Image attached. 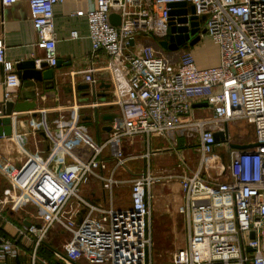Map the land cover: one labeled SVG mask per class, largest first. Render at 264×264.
Returning a JSON list of instances; mask_svg holds the SVG:
<instances>
[{"label":"built area","instance_id":"2783aa9c","mask_svg":"<svg viewBox=\"0 0 264 264\" xmlns=\"http://www.w3.org/2000/svg\"><path fill=\"white\" fill-rule=\"evenodd\" d=\"M19 1L1 0L4 7ZM26 1L37 45L46 55L35 59L36 68L42 69L44 63L56 67L54 10L65 0ZM181 2L194 7L200 37L219 47L218 66L201 69L188 49L169 52L158 45L170 36L171 4ZM112 14L121 17L119 26L111 22ZM74 15L87 18L92 43L85 80L92 86L110 82L109 104L121 110V119L112 120L114 129L106 141H96L76 122L66 127L61 117L56 135L45 130L53 144L47 158L38 134L32 133L35 151H28L19 168L0 170L10 184L0 198V222L9 212L27 206L35 207L41 221L17 228V238L0 235V264H14L25 255L29 264H48L39 253L52 245L54 230L70 237L62 250H54L63 264H154V188L167 178L180 183L184 202L178 213L187 232L186 246L175 251L170 264H264V0H93L91 8ZM71 38H78V32L73 31ZM6 50L5 34L0 32L4 105L16 101L23 86L18 62L8 60ZM197 100L208 103L212 114L197 116ZM84 107L97 110L99 103L84 105L75 99L62 109L78 114ZM231 124L253 125L252 143L259 145L232 149ZM71 132L81 143L75 149L69 145ZM217 132L225 134L222 141L216 140ZM143 135L170 136L175 144L178 136L196 139L197 169L190 175L183 163L182 174H156L147 153L140 156L146 162L143 171L122 180L119 170H127L139 158L125 154L123 141ZM221 145L228 150L225 164L216 155ZM214 158L219 168L209 166ZM92 180L105 191V204L92 203L83 195V187ZM126 183L131 184V203L117 207L118 189ZM78 207L86 210L80 224Z\"/></svg>","mask_w":264,"mask_h":264},{"label":"crops","instance_id":"0c3cea01","mask_svg":"<svg viewBox=\"0 0 264 264\" xmlns=\"http://www.w3.org/2000/svg\"><path fill=\"white\" fill-rule=\"evenodd\" d=\"M92 3L93 0H65L62 4L55 6L54 21L57 34V52L59 59L57 64L58 66H49V69H54L55 71L53 81H42L37 83L39 105L38 109H36V112H39L42 114V116L33 118L32 114L35 111H30V113H32L31 115L28 113L30 117V125L33 128V134H38L37 136L38 140L40 141V149H42L44 152L42 154L43 158H47L50 150L53 148L51 141L48 140V138L46 139L38 132V129H40L43 125L44 131L49 130L52 135H56L59 130L57 122L59 119H61V117H63L62 121L66 127L76 122V124L84 127V130L93 139L98 141L99 139L102 140L103 133H108L104 131L103 128H106L108 125H112V120L117 116L120 115L121 117L122 115L121 110L117 106L109 104L112 99V86L110 82L101 80L96 86H92L86 82L84 77V71L88 69L90 64L88 58L92 50V43L89 38V26L87 18L75 16L74 13L79 10H88L91 8ZM190 7L191 6H189V8ZM73 31L78 32V38H71V33ZM0 32L5 34V42L7 46L6 57L8 60L19 63L21 61L35 60L46 57L45 51L39 48L37 45L38 39L31 20L30 6L26 0H21L16 4L6 7L3 6L0 0ZM197 36L199 41L194 45H190L188 50L193 53L198 67L201 69H207L218 66L220 64L219 47L208 38H201L199 34ZM143 41L145 42L146 40ZM149 43H154V41L149 40ZM205 46L207 47L206 51H204ZM43 70H46V68ZM72 72H76L74 78L71 77ZM96 76L98 75L96 74ZM3 79L4 72L2 66L0 65V107L4 105ZM23 89V86L19 89V97L17 100H19ZM93 92H96L98 96L96 101L99 103V108L97 110L91 107H84L77 114L71 109H62L63 107L71 105L75 99L84 105H89L92 102H95L93 99ZM202 103L206 102L203 100H197L195 102V104ZM95 111H98L99 117H103L104 122L101 124H98V122L93 124L95 121ZM195 112L199 117H206L212 114L213 109L210 105L196 106ZM16 114L18 113L13 112L12 118H14ZM89 124L93 125L94 132L91 131ZM21 130H23V128H21ZM71 133H68V137L70 139L69 145L75 149L81 143L80 140L77 139L76 133ZM33 134L28 137V135H25L24 133H14L11 137H0V170L5 168V166L8 169L19 168L26 161L29 152L35 151V143L32 137ZM240 137L241 138L235 139L233 143H252L255 140V132L253 130L252 134L249 132L246 134V136H244V138L242 136ZM190 144L191 143H189V140L182 136H178L177 144H175L170 136L152 135L151 137L147 138L143 135L137 136L133 139L124 140L123 149L125 153H130L133 150H135V153H141L142 155L150 153V164L152 170L156 174H162L163 176H168L169 173L174 172L182 174L184 171H186L183 169L184 165L182 164L186 163L188 167L187 173L191 175L197 169L196 167L195 170H193V161L195 162L198 156L196 151L197 140L195 141V144ZM171 146L174 150L170 149ZM166 151H170L169 156L166 159L168 164L154 165V159L158 156H163ZM225 154H228L226 146H218L216 149V155L222 157ZM225 161H228L227 157ZM176 162L178 163L177 166L173 167L172 164H175ZM111 164L112 163H110V166L113 165ZM145 164V159L137 162L134 161L132 162V166H130L125 171L136 176L143 171ZM9 186L10 184L8 183L3 172L0 171V198H2L6 192L10 190ZM159 187L160 193L166 192V189H168L176 191L177 194L176 197L178 199L175 201L177 204L173 203V201L170 203L172 204V211L170 212V220H168L172 224L170 226L172 229H170L169 235L173 233L172 238L176 240L178 238L177 232L181 230V227L176 225L177 222L175 221L174 223V220L184 219L182 216V218H180L178 213V207L184 202L181 186L176 179L168 178L155 185L151 216L152 231L154 230L153 214L156 210L155 205L157 204L155 202V199L157 198L156 190ZM83 195L92 200V202L95 204L106 203V193L96 180H92L90 184L83 187ZM165 197L168 198V196ZM171 200H173L172 197ZM73 203L72 204L75 206V202ZM78 208L80 212L84 210L80 207ZM35 215L36 209L33 206H27L18 212H9L6 214V221L0 222V227L3 230L5 236L9 238H17V228L25 225L24 221H29L31 223H41V221L38 220ZM52 233V245L47 244L44 247L50 246L52 249L54 247V249L56 248L58 251L62 250L64 243L70 239L69 235L64 232H57L56 230H54ZM24 243L26 244L27 241L24 240ZM184 243L185 242L183 240L180 241L179 246H183ZM25 246L27 247V244ZM31 249L32 243L30 244L29 252ZM42 250L39 253L41 257L43 256ZM14 264H29V258L27 255L22 256ZM48 264L63 263L55 256L54 260H51Z\"/></svg>","mask_w":264,"mask_h":264},{"label":"water","instance_id":"95a60500","mask_svg":"<svg viewBox=\"0 0 264 264\" xmlns=\"http://www.w3.org/2000/svg\"><path fill=\"white\" fill-rule=\"evenodd\" d=\"M173 10L171 12L170 20V36L168 40H164L158 43V45L165 51L173 52L179 51L181 49H188L190 45H194L199 41L198 34L201 32V23L199 18L195 15V9L193 6L190 8L185 2L171 4ZM179 8V10H178ZM183 13V16L175 19L177 14ZM203 20L205 18H202ZM111 22L114 25L119 26L121 24V17L117 14H112ZM205 32V30H203ZM58 66V65H56ZM18 75L23 82V91L19 100H10L4 106L2 113L0 115V137H11L14 133L20 134L24 133L28 137L33 133V128L30 125V117L28 113L33 112V118L42 116L39 112H36L39 105V95L37 91V83L42 81H53L55 76L54 69H49V64L44 63L42 69L36 68L35 60L21 61L16 66ZM46 68V70H43ZM47 84V83H46ZM98 98L96 92H93V99L96 101ZM196 106H209L208 103L195 104ZM13 112L18 113L14 118H12ZM95 119L99 122L98 111H95ZM25 119V120H24ZM44 126V125H43ZM38 129V132L44 136L46 139L48 135L44 131V127ZM15 128V130H14ZM23 128V130H21ZM114 129L112 125H108L103 130L106 132H111ZM225 137L223 132H217L215 138L217 141H222ZM259 144H239L231 143L230 147L232 149L246 150L257 147ZM223 164H225L226 156L223 155ZM90 200V199H89ZM92 201V200H90ZM93 203V202H92ZM86 210H82L78 214L77 222L80 224L83 220V215ZM24 224L28 227L32 225L29 221H24ZM251 238H255V234H251ZM254 249L249 248L252 252Z\"/></svg>","mask_w":264,"mask_h":264},{"label":"rangeland","instance_id":"374dc122","mask_svg":"<svg viewBox=\"0 0 264 264\" xmlns=\"http://www.w3.org/2000/svg\"><path fill=\"white\" fill-rule=\"evenodd\" d=\"M206 48L207 47L205 46L204 51H206ZM117 118H118V120H120L121 119L120 115L117 116ZM99 119H100V121L98 122V124L99 123L101 124L102 122H104L102 116L99 117ZM93 124H96V121H94ZM89 127H90L91 131L94 132L93 125L89 124ZM229 130H230V133H229L230 141H234L235 139L241 138L240 136H242L244 138V136H246V134H248L249 132L252 134L253 130H254V126L253 125H245V124H238V125L231 124L229 127ZM108 137H109V133H103L102 141H106L108 139ZM194 140L196 141V139H194ZM194 140L189 141V143H191L190 145L195 144V142H193ZM170 149L172 150L173 147L171 146ZM138 151H139V149H138ZM169 152L170 151H166L163 156L156 157L154 159V165H166V164H168L166 159L169 156ZM125 154L129 155V156H133V157H139L138 159H134L135 162L143 160L140 157L142 154L141 153H139V154L135 153V150H133L130 153H125ZM132 162H134V161H131L129 163L128 168L130 166H132ZM111 163L113 164V162H111ZM199 163H200V159L197 156L195 162L193 161V165H194L193 170H195V168L198 167ZM225 163H228V161H226ZM177 164L178 163L176 162L175 164H172V165H173V167H176ZM139 173H140V171H139ZM174 173H176V172H174ZM118 176L122 180H131L135 175L129 174L125 170L121 169V170H119ZM211 176L214 179L218 178L217 172L214 170L213 171L211 170ZM219 178H220V180H224L225 176H220ZM159 189H160V187L156 190L157 198L155 199L156 200L155 202L157 204L155 205L156 210L154 211V214H153V222H154V226H153V229H154L153 230V232H154V235H153L154 236L153 237L154 238L153 260H154V264H170L175 251L179 247L186 246L185 244L187 242V240H186L187 239V232H186V227H185V220L184 219H176V220H174V223L176 221L177 222L176 225L181 227V230H179V232H177L178 238L176 240H174V238H172L173 233L171 235H169L170 229H172V227H170L172 224L170 223V221H168V220H170L169 219L170 215H171L170 212L172 211L171 210L172 204H170V203H171V201H173V203H176L175 201L178 198L176 197L177 196L176 191L166 189V192L160 193ZM117 195H118V197L115 201L117 207L129 206L131 203V184L126 183V184L122 185L118 189ZM165 196H168V198H166ZM169 197H170V199H169ZM171 197L173 200H171ZM181 216L182 215H180V218L183 217V216L182 217ZM174 237L176 238L175 235H174ZM182 240L185 243L183 246H179V242Z\"/></svg>","mask_w":264,"mask_h":264},{"label":"trees","instance_id":"16d2710c","mask_svg":"<svg viewBox=\"0 0 264 264\" xmlns=\"http://www.w3.org/2000/svg\"><path fill=\"white\" fill-rule=\"evenodd\" d=\"M0 235H4L5 236V234H4L3 230L1 229V227H0ZM53 249H54V247H53ZM53 249L50 246L44 247V249L42 250V253H43L42 255L43 256L42 257L40 256V257L41 258H45L47 261H49L48 263H50V261L54 260V257H55Z\"/></svg>","mask_w":264,"mask_h":264},{"label":"bare ground","instance_id":"6f19581e","mask_svg":"<svg viewBox=\"0 0 264 264\" xmlns=\"http://www.w3.org/2000/svg\"><path fill=\"white\" fill-rule=\"evenodd\" d=\"M209 166L211 167V168H219L220 167V165L219 164H217V161H216V159L214 158V159H212L210 162H209Z\"/></svg>","mask_w":264,"mask_h":264}]
</instances>
